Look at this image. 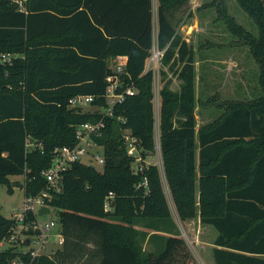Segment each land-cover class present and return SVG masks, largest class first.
Masks as SVG:
<instances>
[{
    "label": "trees",
    "instance_id": "trees-1",
    "mask_svg": "<svg viewBox=\"0 0 264 264\" xmlns=\"http://www.w3.org/2000/svg\"><path fill=\"white\" fill-rule=\"evenodd\" d=\"M157 2L162 69L181 80L173 91L161 71V168L145 162L156 150L154 75L146 71L155 41L153 1L0 0V184L12 192L9 177L23 175L26 197L37 196L46 188L43 172L54 150L77 143L74 127L101 118L105 123L93 137L103 148L102 169L74 163L64 172L63 190L48 201L62 248L32 257L25 250L29 237L21 250H0V264H192L166 188L182 224L200 217L216 229L214 264H264V0H237L258 28V37L249 32L245 39L260 66L259 96L223 104L222 115L198 131L194 55L178 34L192 0ZM6 53L10 61L1 59ZM119 62L121 78L136 94L112 116L69 106L78 95L105 106L107 77ZM126 132L139 141L142 170L133 168L137 161L128 154ZM29 139L42 148H28ZM32 219L27 213L24 223ZM18 225L0 213V242ZM145 242L156 249L147 251Z\"/></svg>",
    "mask_w": 264,
    "mask_h": 264
},
{
    "label": "rangeland",
    "instance_id": "rangeland-1",
    "mask_svg": "<svg viewBox=\"0 0 264 264\" xmlns=\"http://www.w3.org/2000/svg\"><path fill=\"white\" fill-rule=\"evenodd\" d=\"M197 8H200L193 14L187 25H195L194 27L184 26L180 29V36L187 38L195 60V114L196 120L203 124L204 120H210L213 116V110L223 106L228 102L243 101L244 103L252 101L260 94L259 75L260 66L253 57L248 40L245 34L252 32L258 37V28L253 19L240 7L237 0H200ZM226 18L233 21V24H227ZM197 22V26L195 21ZM2 56H12V54H2ZM115 60L110 61L112 66ZM115 67V66H114ZM162 70L160 68L159 85H163ZM165 80H170V88L173 91L180 89L181 80L173 71H166ZM156 130L155 142L156 150L145 160L147 164H156L162 167V159L159 148V111L155 107ZM83 110H91L90 107H83ZM205 125V124H204ZM93 153L99 151L97 148H91ZM140 162L133 164L136 170ZM98 170L102 166L96 164ZM9 181L13 186L12 192H9L5 185L0 184V213L7 218H15L23 213L25 208V176H10ZM165 183V181H164ZM166 188V187H165ZM167 197L170 207L174 214L177 224L182 227L177 212L171 201L166 188ZM56 218L55 211L43 215L42 222ZM173 219V221H174ZM197 220V219H195ZM191 221V220H190ZM184 232L181 236L187 243L192 254V264H209L211 260V244L213 234L211 229L200 232L199 225L190 223L184 226ZM140 229L141 226H139ZM196 231V234L194 233ZM60 233L57 229L48 240V246L43 253L53 255L54 251L62 248L59 244V238L55 234ZM30 237L29 230L24 229L20 224L16 228L14 234L0 242V250L16 246L17 250H21L23 240ZM35 246V245H34ZM144 248L153 252L156 249L154 242H145ZM33 248L30 244L25 248L29 250Z\"/></svg>",
    "mask_w": 264,
    "mask_h": 264
},
{
    "label": "built area",
    "instance_id": "built-area-1",
    "mask_svg": "<svg viewBox=\"0 0 264 264\" xmlns=\"http://www.w3.org/2000/svg\"><path fill=\"white\" fill-rule=\"evenodd\" d=\"M165 54V49H161L157 43H154L151 54L147 59L146 71L151 70L154 75V105L157 106L159 111V72L162 67V59ZM3 61H10L11 56H2ZM125 74L124 66L118 64L116 66L115 72L107 77L108 86L104 95L106 105L96 106L93 105L94 97L87 95H78L70 99L69 106L71 108H80L83 110V107H90V112H99L104 117L112 116L113 110L117 105H120L125 102L126 98L129 96H134L136 94V88L125 82L121 76ZM86 111V110H83ZM156 111V109H155ZM159 113V112H158ZM159 122V120H158ZM105 126L104 119L101 118L96 122H86L76 125L75 138L77 143L74 146H63L58 147L54 150V157L52 160V165L43 172L44 177L47 180V185L44 190H42L37 196L26 197L25 208L22 214L17 215L15 219L18 224H20L26 230H32L34 234L30 236V244L33 245V248L29 249L31 251L32 257H36L40 254H45L43 251L48 246V240L53 232H55L59 226L57 218L48 220L45 222L41 221L42 216L40 215V210L43 206L50 208V213L54 210L49 204L54 193H60L63 190V175L71 166L76 162H82L85 164H91L96 167V164L103 166L104 157L102 153V147L97 145L94 142V136H100L102 134V129ZM159 128V127H158ZM156 130V128H155ZM125 142L128 148V154L135 157L137 162H141L140 150H139V141L137 138L133 137L129 132L125 133ZM35 146H40L41 143L34 142L29 139L27 143L28 148ZM97 148L99 151L93 153L91 148ZM159 148H160V134H159ZM153 164V163H152ZM142 170V167L138 168ZM54 192V193H53ZM113 198V193H110L105 201V210L108 211L111 209V200ZM27 213H32L34 219L29 223H24V219ZM19 226V225H18ZM59 238V244H63L64 238L61 233L55 234ZM35 245V246H34ZM12 264H25L24 261L18 259L12 262Z\"/></svg>",
    "mask_w": 264,
    "mask_h": 264
},
{
    "label": "crops",
    "instance_id": "crops-1",
    "mask_svg": "<svg viewBox=\"0 0 264 264\" xmlns=\"http://www.w3.org/2000/svg\"><path fill=\"white\" fill-rule=\"evenodd\" d=\"M153 1V16H154V40L156 39V34H157V0H152ZM199 2H200V0H192V7L190 8V12H191V15H189V12H187V14L183 17V19H182V21L180 22V25H179V28H178V34L180 35V29L181 28H183L184 26H189V27H194L195 25H193V26H191V25H187V22L192 18V16H193V14L194 13H196L200 8H197L198 7V5H199ZM195 21V23L194 24H196V26H197V22H196V20H194ZM182 30V29H181ZM183 39L185 40V41H187V38H185V37H183ZM154 43H157L156 42V40L154 41ZM121 62V61H120ZM119 62V63H120ZM221 107V106H220ZM214 112H213V118L212 119H208V120H204V123L203 124H201L199 121H198V119H197V126H196V129H197V131L204 125V124H208V123H210V122H214L218 117H220L221 115H222V113H223V108H215V110H213ZM161 154V153H160ZM162 159V158H161ZM156 165V164H155ZM167 191H168V193H169V190L167 189ZM169 196H170V194H169ZM175 208V207H174ZM171 211H172V209H171ZM175 212H176V210H175ZM172 217H173V219H174V214H173V211H172ZM174 221H175V219H174ZM195 221L197 222V224L199 225V229H200V232H203V231H205L206 229H204V227L205 228H207L208 230L209 229H211V231H212V234H213V241H212V244H211V249H213L214 247H216V245H214L213 244V242H214V240H215V238H216V229H214L213 227H210V226H204V225H202L201 223H200V217H197V220H195V219H193V220H191V221H187L185 224H184V226L185 225H188V224H190V223H195ZM175 223H176V226H177V229H178V231H179V236H182L183 235V232H184V229H185V227L182 225V227H180L178 224H177V222L175 221ZM210 231V230H209ZM195 234H196V231L194 232ZM168 235H171L170 233L168 234ZM0 245H1V243H0ZM212 251V250H211ZM209 264H214V259H213V253H211V260H209Z\"/></svg>",
    "mask_w": 264,
    "mask_h": 264
},
{
    "label": "water",
    "instance_id": "water-1",
    "mask_svg": "<svg viewBox=\"0 0 264 264\" xmlns=\"http://www.w3.org/2000/svg\"><path fill=\"white\" fill-rule=\"evenodd\" d=\"M92 167H94V165H91ZM13 186H15V184L13 183ZM50 208H48L47 206H43L40 210V215L43 216V215H46L48 213H50ZM27 244L29 245L30 244V240L28 239L27 240Z\"/></svg>",
    "mask_w": 264,
    "mask_h": 264
}]
</instances>
